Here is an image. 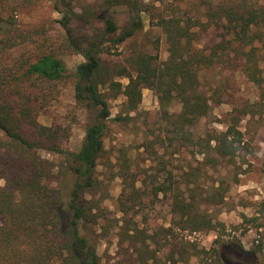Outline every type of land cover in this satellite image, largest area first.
I'll list each match as a JSON object with an SVG mask.
<instances>
[{"label": "rangeland", "instance_id": "374dc122", "mask_svg": "<svg viewBox=\"0 0 264 264\" xmlns=\"http://www.w3.org/2000/svg\"><path fill=\"white\" fill-rule=\"evenodd\" d=\"M143 1L144 28L104 55L114 67H126L135 74L132 57L142 52L156 55L159 62L167 60L169 44L159 24L162 17L190 21L194 25L195 46L207 51L230 38L225 28L207 26L204 10L208 0ZM101 2L0 0V84L6 87L2 96L18 99L15 90L25 86L30 87L32 94L34 85L45 89L46 84H34L33 79L18 81L17 73H23L25 64L34 61L43 51L56 53L66 62L71 74L55 82L52 89L38 90L40 100H35L33 105L41 124L62 125L68 129V137L63 135L61 146L69 150L81 147L90 115L75 98L73 73L85 58L65 44L66 31L60 19L62 11L70 9L67 5L70 3L73 8L70 27L77 35L100 31L107 17L113 18L121 28L126 25L130 19L128 6H115L105 13L100 11ZM89 9L93 17H86ZM259 46L264 54V46ZM223 54L221 62L200 69L201 90L210 100L211 108L192 131L205 139L208 133L225 130L234 117H240L239 126L248 151L244 150L234 160H221L216 168L205 162L199 147L183 139L171 143L175 126L169 114L176 118L180 113L182 105L178 99L165 106L157 91L146 87L138 109L130 112L131 118L125 121L114 118L120 113L128 115L127 97L121 94L110 100L112 115L107 121L105 150L96 170L101 182L96 199L100 200L106 217L90 224L104 264H143L131 242L121 240L119 226L125 219L131 228L138 227L155 236V242L148 240V243L156 251L160 264H184L185 259L188 264H222L217 250L226 264H264V60L261 63L263 82L258 85L243 71L244 58L231 47ZM117 79L124 84L129 81L125 77ZM1 139L8 141L3 134ZM40 153L60 162L59 156L52 152L40 150ZM125 153L138 182L136 189L123 192L125 180L121 177V168ZM64 173V169L57 167L52 183L65 192L64 209L67 210L74 176ZM171 181L173 191H158L160 184ZM1 183L5 185V180ZM177 185L188 200L196 195L197 205L213 219L215 229L192 231L178 224V217L173 213ZM212 192L219 195L211 199ZM122 203L127 213L121 211Z\"/></svg>", "mask_w": 264, "mask_h": 264}, {"label": "trees", "instance_id": "16d2710c", "mask_svg": "<svg viewBox=\"0 0 264 264\" xmlns=\"http://www.w3.org/2000/svg\"><path fill=\"white\" fill-rule=\"evenodd\" d=\"M144 4L143 0H102L100 11L106 13L115 6L126 5L130 8V19L121 28L113 18L107 17L105 26L93 35H77L72 30L70 3H67L70 9L62 11L60 23L66 31L65 44L85 58L73 73L76 101L90 115L79 149L63 148L62 137H68V129L62 125L41 124L33 105L35 100H40L36 94L38 90L52 89L55 82L71 74L66 62L56 53L43 51L34 61L25 64L23 73H17L18 81L33 79L34 84H46L45 89L34 85L32 94L30 87L17 88L18 99L11 100L2 96L6 87L0 84V264H104L90 224L106 217L105 209L96 199L101 187L96 170L105 150L107 121L112 115L110 100L121 94L127 97L128 115L118 114L114 118L118 121L131 118L129 113L138 109L146 87L155 89L165 106L178 99L182 105L180 113L176 118L169 114L175 126L171 143L183 139L199 147L198 152L204 154L205 162L215 168L221 160H234L244 150L248 151L239 126L240 117H234L225 130L208 133L205 139L196 136L192 129L211 108L210 100L201 90L200 69L221 62L228 47L244 58L243 71L248 77L262 84L264 54L259 45L264 46V0H208L204 10L207 26H221L230 36L209 51L195 46L194 25L190 21L162 17L159 24L169 44L167 60L159 62L156 55L138 53L132 57L133 74L126 67L112 66L104 55L144 28ZM93 14L89 9L86 17H93ZM117 77L129 81L124 84ZM1 134L8 141H3ZM40 150L59 156L60 162L45 158ZM124 156L121 177L125 180L123 192H126L136 189L138 179L131 172L127 153ZM57 167L64 169V174L74 176L67 210L64 209L65 192L52 183ZM173 188L171 181L160 184L158 191H173ZM218 195L212 192L210 198ZM174 197L173 213L180 226L207 232L216 228L213 219L200 209V204L197 205L196 195L188 200L177 185ZM121 211H128L124 203ZM123 223L119 226L122 242L126 239L131 242L143 264H158L159 257L148 243V240L155 242V236L138 227L131 228L126 219ZM216 252L220 262L226 264L221 251ZM184 264H188V259Z\"/></svg>", "mask_w": 264, "mask_h": 264}]
</instances>
